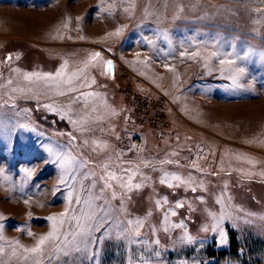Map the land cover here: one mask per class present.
<instances>
[{"label":"rangeland","instance_id":"374dc122","mask_svg":"<svg viewBox=\"0 0 264 264\" xmlns=\"http://www.w3.org/2000/svg\"><path fill=\"white\" fill-rule=\"evenodd\" d=\"M213 1L0 0V264H264V5Z\"/></svg>","mask_w":264,"mask_h":264},{"label":"crops","instance_id":"0c3cea01","mask_svg":"<svg viewBox=\"0 0 264 264\" xmlns=\"http://www.w3.org/2000/svg\"><path fill=\"white\" fill-rule=\"evenodd\" d=\"M216 2H219V0H215L213 1L211 4H215V6L219 7L218 6V3ZM245 3V11L247 10L248 12L246 13H238L237 14V11H232V13L230 15H228L226 17L227 21L226 20H221V21H226L227 22V27L229 29H231V32H232V35L235 37H243L245 40L248 38V37H254V36H258L255 32L259 31V28H260V25L262 26V24H260V22H263V18L261 20V16L259 14V10H261V6L260 5H264V0H261L260 3L258 5H255L253 2H247L246 0L243 1ZM237 8H240V7H237ZM242 8V7H241ZM217 9V8H216ZM205 13V12H204ZM202 13V14H204ZM207 14V13H206ZM217 15V12L216 13H211V15ZM236 22H239V23H243V24H247V25H250V31L246 30V32H242L243 30L242 27L238 24H236ZM210 23V22H208ZM206 23V24H208ZM229 24V25H228ZM194 25V24H192ZM212 27H218L217 25L218 24H208ZM195 26L199 27V28H202V26H205V23L202 21H200L198 18H196V22H195ZM225 26V25H223ZM223 28H226V27H223ZM244 28V27H243Z\"/></svg>","mask_w":264,"mask_h":264},{"label":"snow or ice","instance_id":"6c2138e0","mask_svg":"<svg viewBox=\"0 0 264 264\" xmlns=\"http://www.w3.org/2000/svg\"><path fill=\"white\" fill-rule=\"evenodd\" d=\"M229 55H231V54H229ZM248 55H249V53H245L243 57H240L239 54H237V58H238V59H239V58L247 59ZM95 56H99V53H96ZM9 58H10V57H9ZM220 63H221V64H224V63L233 64V63H235V61L232 60V59H229V60H227V61H225L224 59H221V60H220ZM110 64H111V62H109V65H110ZM237 70H238L239 72H243V71H244L243 68H239V69H237ZM28 78L31 79V74L29 75ZM73 139H75V138L73 137ZM57 159H59V157H57ZM61 167H64V165L62 164ZM125 171L127 172L128 170L125 169ZM133 178H134L133 176H129V177L127 178L126 183H122V184H121V187H126V188L129 189V190H131L133 187L136 188V189H139V188L141 187L140 184H135V185L132 184V180H133ZM107 179L117 180V179H123V178H118V177L115 176V174H113V173H108V177H107ZM173 179H175V180H180V177H174ZM61 182L64 183V182H66V181H64V180L62 179ZM161 183H165V180L162 179V180H161ZM172 186H173L172 184H169V187H172ZM104 187H106V188H111L112 185H111L110 183H106ZM193 191H195L194 188H193ZM113 198H115V192H113ZM182 206H183L182 204H177V207H182ZM174 214H175V213H173V215H174ZM64 216H67V213H65ZM51 219H52L53 221H56L57 218H56V217H52ZM60 219H61V222H62V221H63V217H61ZM129 223H131V221H130ZM140 223H141V222L137 221V224H140ZM57 233H58V229H57V227H56V224L54 223V224H53V231L50 232L47 236H43V237H41L40 240H39V242H38L37 247L32 248V249H26V251H31V252H33V253H39V252H41L42 249H41L40 246L44 245L46 241H49V240H53V241H55V240H57V239L59 238L58 235H57ZM29 234H31V233H29ZM70 234H71V233H70ZM76 235H79V233L73 234V240L75 239ZM137 235H138V233H137ZM64 242H65V243H68V242H69V241H68V234L65 235V237H64ZM57 247H59V246H57Z\"/></svg>","mask_w":264,"mask_h":264},{"label":"built area","instance_id":"2783aa9c","mask_svg":"<svg viewBox=\"0 0 264 264\" xmlns=\"http://www.w3.org/2000/svg\"><path fill=\"white\" fill-rule=\"evenodd\" d=\"M156 103V100L152 98L147 91H144L143 94H135L134 99L132 100V113L134 117L143 121L145 124L151 119L149 117L148 111L153 105ZM144 139L143 137L134 132L132 135V151H134L135 155H138L143 151Z\"/></svg>","mask_w":264,"mask_h":264},{"label":"trees","instance_id":"16d2710c","mask_svg":"<svg viewBox=\"0 0 264 264\" xmlns=\"http://www.w3.org/2000/svg\"><path fill=\"white\" fill-rule=\"evenodd\" d=\"M231 241H232V245L233 246H235L236 244H238V241H237V238H236V234L235 233H233ZM224 252H226V251L225 250H221L220 251V253H224Z\"/></svg>","mask_w":264,"mask_h":264},{"label":"bare ground","instance_id":"6f19581e","mask_svg":"<svg viewBox=\"0 0 264 264\" xmlns=\"http://www.w3.org/2000/svg\"><path fill=\"white\" fill-rule=\"evenodd\" d=\"M115 59V58H114ZM117 61V60H116Z\"/></svg>","mask_w":264,"mask_h":264}]
</instances>
